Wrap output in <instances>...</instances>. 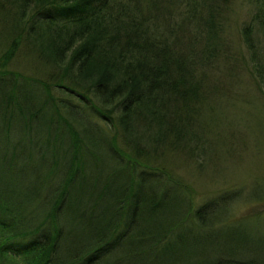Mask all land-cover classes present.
<instances>
[{
  "label": "trees",
  "instance_id": "1",
  "mask_svg": "<svg viewBox=\"0 0 264 264\" xmlns=\"http://www.w3.org/2000/svg\"><path fill=\"white\" fill-rule=\"evenodd\" d=\"M231 1L7 0L0 264H264V240L243 227L261 213L232 211L244 190L195 200L173 165L209 157L204 64L220 57ZM246 1L240 32L264 93V0ZM24 42L52 71L11 67Z\"/></svg>",
  "mask_w": 264,
  "mask_h": 264
},
{
  "label": "rangeland",
  "instance_id": "2",
  "mask_svg": "<svg viewBox=\"0 0 264 264\" xmlns=\"http://www.w3.org/2000/svg\"><path fill=\"white\" fill-rule=\"evenodd\" d=\"M230 9L222 32L220 57L204 64L211 72L210 82L215 89V97L207 105L213 108L208 111L213 112L207 125L212 140L209 157L201 163L174 160L173 165L196 190L195 200L204 201L223 191L242 188L243 198L233 205L232 211L236 216L260 212L249 221L251 225L243 227H253L256 236L264 240V199L246 200L249 194L264 191V93L251 78L252 56L240 32L248 20L249 3L232 0ZM14 15L9 2L0 0V46L6 42ZM195 42L205 45L200 40ZM11 67L35 77L42 75L43 70L52 71L27 42L22 44Z\"/></svg>",
  "mask_w": 264,
  "mask_h": 264
}]
</instances>
